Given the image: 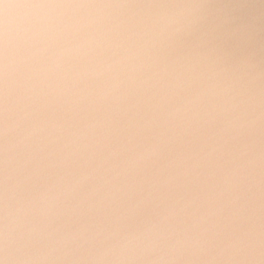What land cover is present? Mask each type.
<instances>
[{"label":"clouds","instance_id":"obj_1","mask_svg":"<svg viewBox=\"0 0 264 264\" xmlns=\"http://www.w3.org/2000/svg\"><path fill=\"white\" fill-rule=\"evenodd\" d=\"M0 264H264V0H0Z\"/></svg>","mask_w":264,"mask_h":264}]
</instances>
